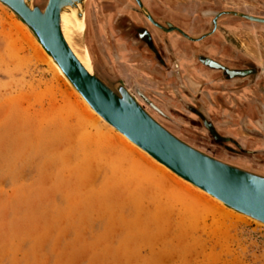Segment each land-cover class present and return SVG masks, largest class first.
<instances>
[{
    "label": "rangeland",
    "instance_id": "1",
    "mask_svg": "<svg viewBox=\"0 0 264 264\" xmlns=\"http://www.w3.org/2000/svg\"><path fill=\"white\" fill-rule=\"evenodd\" d=\"M16 23L0 4V264H264L263 225L228 223L87 120ZM122 36L130 64L146 48Z\"/></svg>",
    "mask_w": 264,
    "mask_h": 264
},
{
    "label": "flooded vegetation",
    "instance_id": "2",
    "mask_svg": "<svg viewBox=\"0 0 264 264\" xmlns=\"http://www.w3.org/2000/svg\"><path fill=\"white\" fill-rule=\"evenodd\" d=\"M84 12L96 74L184 143L264 177V0H85ZM112 33L146 49L127 64ZM167 81L184 111L160 99Z\"/></svg>",
    "mask_w": 264,
    "mask_h": 264
},
{
    "label": "water",
    "instance_id": "3",
    "mask_svg": "<svg viewBox=\"0 0 264 264\" xmlns=\"http://www.w3.org/2000/svg\"><path fill=\"white\" fill-rule=\"evenodd\" d=\"M24 21L85 100L108 123L179 176L228 207L264 226V177L210 157L184 143L137 102L122 82L109 84L89 71L68 46L61 31L62 13L83 17L85 0H0ZM84 44V32L77 33Z\"/></svg>",
    "mask_w": 264,
    "mask_h": 264
},
{
    "label": "bare ground",
    "instance_id": "4",
    "mask_svg": "<svg viewBox=\"0 0 264 264\" xmlns=\"http://www.w3.org/2000/svg\"><path fill=\"white\" fill-rule=\"evenodd\" d=\"M0 4L5 5L2 1H0ZM5 6L10 11H12L7 5H5ZM20 22L21 23H16L17 27L24 34L23 36H25V38H27V40L30 41V42L29 41L28 42L31 44V46L35 47L38 50V51L37 50L36 51L38 52V54L45 61H49L53 71L57 74V76H59V74L62 75L67 80V82L72 86V84L69 82V80L67 79V77L63 73V71L60 68V66L58 65V63L54 60V58L51 56V54L45 49V47L41 44V42L36 38V36L31 31L29 26L24 21H22L21 19H20ZM85 28H86L85 12L83 13V17L82 18H78L76 16L74 10H72L71 12L66 11V12L62 13V15H61V31H62L63 37L65 38L68 46L71 48V50L73 51L75 56L79 59V61L89 71H92L94 66H93V63H92L93 57L91 59V56H90L91 53L89 52L90 48L88 49L85 40H84V44H82V45L78 44V42L76 40L77 33L78 32L80 33L81 31L85 32V30H86ZM20 30H18V31H20ZM72 87L74 89L75 94L79 95L82 98V100H83L82 104H80V105L81 106H83V105L85 106L84 107L85 108L84 109V114H85L86 119L91 121V122H93V124H101L102 122H105V124H107L106 127L108 129H110L109 130L110 133L113 136L116 135L115 137H117V139L120 141V143L127 150L139 155V157L144 159V161H146L150 166L154 167L160 173L164 174L165 177L166 176L172 177L171 175L175 176L176 179L173 178V180H175L179 184V186L183 185L184 189H186L190 193H193V194L194 193H196V194L198 193L199 197H200V200L202 199V201L205 202L204 204H208L209 206H212L220 214L221 218H223L225 221L227 220V222H228V221H233V220H235V221L236 220H244L245 218L250 219L248 216H246V215H244L242 213H239V212L235 211L234 209L228 207L227 205H225L223 202H221L219 199H217L216 197H214L210 193L206 192L205 190L197 187L196 185H194L190 181H188V180L184 179L183 177L179 176L177 173L172 171L165 164H163L160 161H158L157 159H155L147 151H145L140 146H138L136 143H134L131 139H129L125 134H123L122 132L117 130L113 125L108 123L97 111H95V109H93V107L85 100V98L81 95V93L74 86H72ZM116 132H117V134H116ZM255 222H257V221H255ZM257 223H259V222H257Z\"/></svg>",
    "mask_w": 264,
    "mask_h": 264
}]
</instances>
